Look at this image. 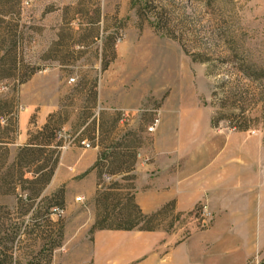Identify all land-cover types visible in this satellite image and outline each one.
<instances>
[{
	"label": "rangeland",
	"instance_id": "rangeland-1",
	"mask_svg": "<svg viewBox=\"0 0 264 264\" xmlns=\"http://www.w3.org/2000/svg\"><path fill=\"white\" fill-rule=\"evenodd\" d=\"M144 2V17H139L132 0H0L1 264H52L68 241L77 246L82 235L86 246L94 231L100 209L95 195L67 203L63 198L59 207L53 195L63 186L48 188L47 183L41 189L32 180L39 165L51 166L53 146L17 160L28 133L47 144L50 130L41 136L37 131L50 124L49 115L55 124L51 145L60 144L59 154L63 147L80 146L82 138L97 152L120 153L128 161L133 152L136 160L150 157L159 136L200 146L236 135L263 141L264 0ZM8 107L12 114L4 121ZM22 115L27 116V140L18 145ZM231 115L248 120L250 129L229 128ZM91 116L99 128L86 126ZM212 118L218 120L216 128ZM156 120L155 130L148 132ZM103 171L104 194L112 182L122 194L133 185L134 169L115 175L109 167ZM21 175L28 181L19 182ZM38 189L37 198L25 200ZM262 202L264 220V194ZM55 207L62 213H54ZM208 221L199 209L175 221L172 230L186 236ZM13 231L18 235L10 245ZM261 237L264 248V233ZM213 252L219 263L218 250ZM247 264H264V251Z\"/></svg>",
	"mask_w": 264,
	"mask_h": 264
},
{
	"label": "crops",
	"instance_id": "crops-1",
	"mask_svg": "<svg viewBox=\"0 0 264 264\" xmlns=\"http://www.w3.org/2000/svg\"><path fill=\"white\" fill-rule=\"evenodd\" d=\"M50 113V112H49ZM26 117L18 121V145L26 143ZM190 141V140H189ZM150 157L134 166V202L149 214L172 202L185 213L205 205L209 221L191 228L152 231L97 229L89 244L66 241L52 264H247L264 251L262 197L264 145L253 136L227 137L219 142L191 144L176 137H156ZM96 147L78 144L60 151L49 186H63L65 202L90 200L97 190ZM219 252V263L214 257Z\"/></svg>",
	"mask_w": 264,
	"mask_h": 264
},
{
	"label": "trees",
	"instance_id": "trees-1",
	"mask_svg": "<svg viewBox=\"0 0 264 264\" xmlns=\"http://www.w3.org/2000/svg\"><path fill=\"white\" fill-rule=\"evenodd\" d=\"M132 3L134 7L136 8V12L139 17H144V12L146 10L145 8V2L144 0H132ZM156 28H160L159 24L156 23ZM23 80H21V83ZM12 114L11 107H8L6 109L5 113L1 115V117H4V121L10 120V115ZM53 116L49 115L50 118V124L49 121H46V123L43 125V127L37 131L38 135H43L44 132L47 130H50L49 136H47V144L37 143L36 138L32 137L29 133V142L25 144L23 147L19 148L17 153V160L20 163L23 161L28 151L32 150H38L42 149L45 146H53L52 152L54 153V158L52 159L51 166L48 167L47 170L42 165H39L37 167V171L31 172L32 180H35L34 182H39L41 184V189L44 187L52 177L54 173L55 166L58 161L59 152L58 148L60 144L55 143L54 145H51L52 141H54V126L55 124L51 125V118ZM238 117L236 115H231L228 119L229 128L236 130V131H247L250 129V125L247 124L248 120L243 119L241 120L237 119ZM1 119V118H0ZM237 119V120H236ZM96 125L98 128L100 127L99 122L97 123V120L93 118L92 116L87 119L86 126L93 127ZM211 125L212 127L216 128L218 126V120L212 118L211 119ZM17 127V125H15ZM86 127L83 130L84 136L88 138L89 131H85ZM92 129V128H91ZM88 130V129H87ZM53 131V132H52ZM84 139V138H82ZM80 139V140H82ZM79 140V141H80ZM263 145H264V130H263ZM115 149H117V146H115ZM131 160H124V155L120 153H103L101 154L98 152L97 159L93 165V169L97 172V190H96V202H98L97 206L99 209L98 216L95 219V223L93 225V229H118V230H140V231H152V230H158V229H164L166 231H171L173 228V225L175 221H178L183 216H191L194 213H196V210H199L201 207L196 206L192 211L185 212V213H179L174 212V205L172 202L164 204L162 207H160L158 210L146 214L143 213L138 205L134 202V196L133 193L130 191L133 189V185L129 186L127 192L124 194L120 193L121 186L117 182H112L109 184V186L106 188L108 189V193H102V189H104L100 183V177L103 174V170L105 167H109V172L111 175L115 174H121V173H129L133 172L134 164L136 161V152L131 153L129 155ZM111 159V160H109ZM109 161L108 164H105V162ZM104 163V164H103ZM124 166H127L125 169ZM24 175H21L18 179L19 182H27L28 180L26 178H23ZM135 175H132L130 178L131 180H134ZM40 194V189L37 190V192L33 196H28L25 198L26 201H31L37 198ZM55 197V200L57 201V205L61 207L62 200L64 198V189L60 188L56 191V193L53 195ZM62 209V208H59ZM32 212H35L33 210ZM48 212H46V216H48ZM100 217V219H99ZM189 232L186 233L188 235ZM18 235L17 231L12 232V236L8 239L10 245L14 243V240L16 239ZM59 235H61V232H59ZM59 246V243L53 244V248ZM12 247V246H10ZM10 251L11 248H7L5 255L10 259ZM10 261V260H9ZM1 264V263H0Z\"/></svg>",
	"mask_w": 264,
	"mask_h": 264
},
{
	"label": "built area",
	"instance_id": "built-area-1",
	"mask_svg": "<svg viewBox=\"0 0 264 264\" xmlns=\"http://www.w3.org/2000/svg\"><path fill=\"white\" fill-rule=\"evenodd\" d=\"M156 124H157V120L154 121L152 124H150V125L147 127V131H148V132H152V131H154L155 128H156ZM79 144H80V146H81L82 148H90V147H91V145H90V143H89V141H88L87 139H82V140H80V141H79ZM77 199H79V198H77ZM200 209H201V212L203 213V215H209V213H208L207 210H206V206H205V205H202ZM53 212L56 213V214H60V213H62V210L59 209L58 207H55V208H53ZM204 224H205V223H204Z\"/></svg>",
	"mask_w": 264,
	"mask_h": 264
}]
</instances>
